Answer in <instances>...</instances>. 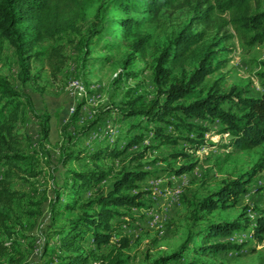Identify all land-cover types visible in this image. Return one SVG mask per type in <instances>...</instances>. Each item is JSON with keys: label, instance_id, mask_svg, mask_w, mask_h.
Segmentation results:
<instances>
[{"label": "trees", "instance_id": "trees-1", "mask_svg": "<svg viewBox=\"0 0 264 264\" xmlns=\"http://www.w3.org/2000/svg\"><path fill=\"white\" fill-rule=\"evenodd\" d=\"M95 0H0V43L8 41L16 50L19 62V82L26 85L31 77L32 60L39 59L45 52L36 51L38 44L55 40L60 34L72 33L84 18L85 10ZM264 0H111L105 12L118 10L145 15L149 22H158L164 11L177 9L187 4L193 11L191 25L182 30L156 60L154 83L156 96L143 101L141 96L128 99L118 109L120 121L126 123V134L116 137H98L92 149L85 147L87 139L99 133L103 124L97 119L80 128L83 103L61 129L62 146L60 161L63 167L71 163H92L94 168L68 170L64 189L56 192L50 209L51 231L46 237L54 257L45 264H127L124 250L130 239L123 235L125 220L134 209L151 210V199L140 191V183L153 180V173L143 165L123 170L108 188L103 185L112 177L111 169L98 166L101 160H117L127 154L134 145L141 144L147 134L158 146H178L187 142L196 147L203 144L208 126L219 121L223 124L221 133L232 137L236 150H250L264 144V91L250 96L248 90L232 88L221 92L219 83L206 91L207 77L221 69L223 64H214L217 56L209 49L197 62L191 75L187 65L192 48L204 39L203 33L190 34L201 26L223 30L231 26L248 46L264 44ZM104 6L98 8L96 19L100 20ZM219 13V15L217 14ZM140 21L124 18L117 26L128 33L140 28ZM102 24V22L100 23ZM131 49L135 55L144 57L150 38L146 34L134 33ZM227 36V34H226ZM233 38L232 35L228 39ZM59 57L60 52L52 51ZM264 88V70L258 74ZM135 77V74L133 75ZM190 101V102H186ZM29 113L40 120L44 149L51 133V114L38 113L30 95L17 90L8 80L0 77V202L11 207L27 198L13 190V179L21 174L30 177L40 175L41 162L26 154L30 144L25 134L18 132L19 124ZM98 135V134H96ZM100 136V134H99ZM26 143V144H25ZM124 143V146H123ZM25 149V150H24ZM148 148L146 147V150ZM196 149V148H195ZM144 155L140 157L143 158ZM182 158L187 164L181 168L170 167L173 176H182L194 171L197 163L193 156L183 151L174 158ZM264 171V158L247 172L199 201H189L190 227L185 243L175 253L162 256L153 264H205L201 258H211L219 253L240 254L252 241L249 238L232 239L234 235L248 233L256 240L264 239V215L255 220L240 219L215 221L211 215L220 208H230L238 202L246 187ZM137 191L133 193L134 191ZM92 191V195L88 193ZM37 211V210H36ZM30 211V217L37 216ZM264 213V209L262 210ZM74 214V215H73ZM59 224L62 217L70 216ZM255 221V223H254ZM15 220L0 210V264L8 260L13 263L17 252L24 259L15 242L7 246L2 237H14ZM253 224L255 227H253ZM119 240L115 241L114 238ZM225 239V240H224ZM51 254V255H53ZM190 257V258H188Z\"/></svg>", "mask_w": 264, "mask_h": 264}, {"label": "rangeland", "instance_id": "rangeland-1", "mask_svg": "<svg viewBox=\"0 0 264 264\" xmlns=\"http://www.w3.org/2000/svg\"><path fill=\"white\" fill-rule=\"evenodd\" d=\"M110 1L95 0L85 10L84 18L75 32L63 33L55 40L38 44L36 51L45 53L39 59L32 60L31 77L26 85L22 86L18 79L20 67L15 48L8 41L0 43V77L8 80L17 90L30 95L39 114L47 111L52 117L50 138L44 149L40 145V120L35 114L29 113L26 120L18 125V132L29 139L28 149H24L26 154L38 158L42 165L38 177L21 174L13 179V190L25 194L27 198L16 202L13 207L0 202V210L9 214L15 220L13 224H16L14 237L5 235L2 238L7 246L15 242L24 256L22 260L21 255L15 252L13 263L7 260L3 264H45L54 257V244L47 245L45 239L51 231L50 209L56 192L64 189L68 170L94 168L92 163H71L67 168L59 163L61 129L77 106L84 104L76 127L80 128L96 119L103 124L99 133L87 139L86 148L92 149L98 137L104 140L108 136L112 142L116 141L117 136L125 135L126 123L120 121V113L116 109L128 99L138 96L143 101L155 98L157 90L153 76L156 60L171 41L191 25L193 18L191 7L184 4L180 8L164 11L160 20L153 23L145 15L118 10L105 12ZM100 6H104V10L100 20H97ZM124 18L140 21V28H133L130 34L117 26ZM136 32L150 38L144 57L135 55L131 49ZM187 32L194 35L202 32L204 35L203 41L192 48L187 75L194 72L197 61L209 49L217 54L214 64H223L220 70L207 77L204 84L206 91L213 88L215 83H219L223 93H228L234 87L248 90L250 96H258L264 91L258 76L264 70V44L248 46L231 26L223 30L201 26ZM230 35L233 38L228 39ZM56 49L60 52L59 57L51 54ZM207 123L201 122L208 126L209 131L204 135L203 144L196 147L185 141L178 146L160 147L151 140L152 134L148 133L141 144L132 146L123 157L98 163V166L113 172L103 185L105 188L111 186L114 178L123 170L133 166L143 165L153 173V180L147 181V185H154L152 191L157 197L151 195L152 191L144 192L151 199V210L134 209L125 218L131 223L124 225L123 231V235L130 239V245L123 253L127 264H153L158 258L178 251L185 243L190 227L188 202L199 201L219 190L225 182L238 178L264 158V144L250 150H236L231 144L232 137L221 133L222 123L218 120ZM183 151L192 154V162L197 166L190 173L173 176L169 172L170 167L181 168L187 164L180 157L174 158ZM142 154L144 157L140 159ZM140 185L144 186L146 182ZM91 195L92 191L88 193V196ZM170 207L172 209L169 211ZM263 209L264 171L246 187L236 205L220 208L210 217L215 221H253L264 215ZM30 211H36L37 216L30 217ZM158 216L163 219L158 221ZM70 217L72 215L62 217L59 224ZM241 236L252 241L240 254L219 253L200 260L205 264H264V239H252L248 233L236 234L232 239ZM119 239L114 238L115 241Z\"/></svg>", "mask_w": 264, "mask_h": 264}, {"label": "built area", "instance_id": "built-area-1", "mask_svg": "<svg viewBox=\"0 0 264 264\" xmlns=\"http://www.w3.org/2000/svg\"><path fill=\"white\" fill-rule=\"evenodd\" d=\"M93 135V134H92ZM154 188V185H147V181H146V185H144V186H142L141 188H140V191H152V189ZM136 191V190H135ZM178 192V191H177ZM151 195L153 196V197H157V195H156V193L154 192V191H152L151 192ZM172 209V207H170V209H169V211ZM162 215H163V213H162ZM161 219H163V217L162 216H158V221H160Z\"/></svg>", "mask_w": 264, "mask_h": 264}, {"label": "crops", "instance_id": "crops-1", "mask_svg": "<svg viewBox=\"0 0 264 264\" xmlns=\"http://www.w3.org/2000/svg\"><path fill=\"white\" fill-rule=\"evenodd\" d=\"M65 168H67V167H65Z\"/></svg>", "mask_w": 264, "mask_h": 264}]
</instances>
